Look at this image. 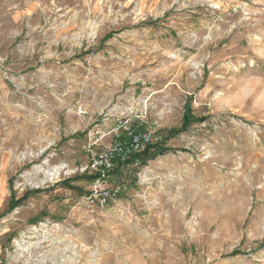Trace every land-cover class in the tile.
<instances>
[{
	"label": "rangeland",
	"instance_id": "1",
	"mask_svg": "<svg viewBox=\"0 0 264 264\" xmlns=\"http://www.w3.org/2000/svg\"><path fill=\"white\" fill-rule=\"evenodd\" d=\"M1 182L0 264H264V0H0Z\"/></svg>",
	"mask_w": 264,
	"mask_h": 264
},
{
	"label": "built area",
	"instance_id": "2",
	"mask_svg": "<svg viewBox=\"0 0 264 264\" xmlns=\"http://www.w3.org/2000/svg\"><path fill=\"white\" fill-rule=\"evenodd\" d=\"M129 121L118 123L111 133L116 138L109 147L103 150H95L91 145L87 146L88 168L94 176L90 181L89 192L84 196L81 205L87 213L103 211L110 204H116L119 200V190L108 189L107 181L116 164L139 162V156L147 150L152 143L153 134L149 131H139L133 126H128ZM122 131L124 140L119 133ZM110 133V134H111Z\"/></svg>",
	"mask_w": 264,
	"mask_h": 264
},
{
	"label": "trees",
	"instance_id": "3",
	"mask_svg": "<svg viewBox=\"0 0 264 264\" xmlns=\"http://www.w3.org/2000/svg\"><path fill=\"white\" fill-rule=\"evenodd\" d=\"M191 120H192V117L190 116V112L187 110V111L185 112L184 117H183V127L186 128V127L190 124ZM146 151H147V150H146ZM146 151H145V152H146ZM145 152H143V154H144ZM140 156H141V155H140ZM140 156H139V158H140ZM89 179H90V181H92V179H94V176H91ZM17 204H18V203H14V204L11 206V208L15 207Z\"/></svg>",
	"mask_w": 264,
	"mask_h": 264
},
{
	"label": "crops",
	"instance_id": "4",
	"mask_svg": "<svg viewBox=\"0 0 264 264\" xmlns=\"http://www.w3.org/2000/svg\"><path fill=\"white\" fill-rule=\"evenodd\" d=\"M0 185H1L0 186V188H1V194L4 195L7 192V186H6V184L4 185V182H1Z\"/></svg>",
	"mask_w": 264,
	"mask_h": 264
}]
</instances>
